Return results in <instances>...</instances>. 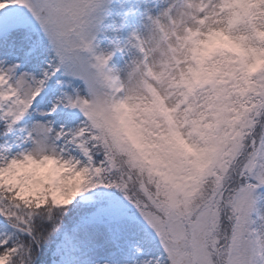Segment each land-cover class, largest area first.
Masks as SVG:
<instances>
[{
    "label": "snow or ice",
    "instance_id": "snow-or-ice-1",
    "mask_svg": "<svg viewBox=\"0 0 264 264\" xmlns=\"http://www.w3.org/2000/svg\"><path fill=\"white\" fill-rule=\"evenodd\" d=\"M0 264H264V0H0Z\"/></svg>",
    "mask_w": 264,
    "mask_h": 264
}]
</instances>
